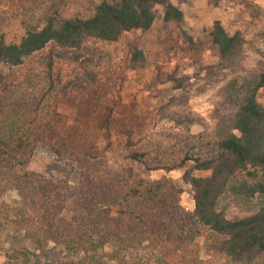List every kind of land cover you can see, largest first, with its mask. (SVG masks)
I'll return each instance as SVG.
<instances>
[{
	"label": "trees",
	"instance_id": "trees-1",
	"mask_svg": "<svg viewBox=\"0 0 264 264\" xmlns=\"http://www.w3.org/2000/svg\"><path fill=\"white\" fill-rule=\"evenodd\" d=\"M167 0H21L24 12L0 14V63L24 67L14 80L0 71V170L27 165L38 145L49 142L60 157L78 166V185L58 183L44 173L25 171L17 179L22 209L13 221L41 248L55 245L80 258L68 264H264V205L251 215L228 219L217 208L221 196L250 199L264 194V72L238 103L230 131L192 134L189 129L168 141L142 138L135 112L123 133L124 158L147 172L182 170L192 187L194 209L181 202L182 189L171 178L146 181L135 174L98 172L95 143L112 145L114 109L100 104L98 75L80 58L91 42L113 43L125 32L150 30L155 6ZM184 13L168 4L165 21ZM222 64H235L245 36L230 34L219 20L209 32ZM132 69L144 66L135 49ZM76 63V64H75ZM74 64L77 67H74ZM74 109L73 121L61 111ZM123 171V172H124ZM206 173V175H197ZM203 238L207 258L196 242ZM150 244L153 261H128V250ZM9 264H49L29 252L7 253Z\"/></svg>",
	"mask_w": 264,
	"mask_h": 264
},
{
	"label": "rangeland",
	"instance_id": "rangeland-1",
	"mask_svg": "<svg viewBox=\"0 0 264 264\" xmlns=\"http://www.w3.org/2000/svg\"><path fill=\"white\" fill-rule=\"evenodd\" d=\"M168 4L183 11L182 21L164 20ZM22 12L21 0H0L2 16ZM155 15L150 30L125 32L113 43L87 44L80 58L87 68L75 63L82 71L95 70L99 103L113 107L115 112L112 145L106 148L105 140L97 139L94 149L99 158H88L87 162L96 164L97 171L105 174L127 175L124 170L133 167L135 174L146 181L171 178L182 189V205L193 210L192 187L183 181L182 170L147 172L124 158V127L137 112L142 138L150 141L166 142L186 129L194 135L230 131L238 103L255 87L257 75L264 72V0H167L155 6ZM216 20L228 33L241 31L245 36L244 50L235 64H222L211 41L209 32ZM135 49L145 55L144 66L138 69H132L130 62ZM0 71L7 78L18 80L25 69L0 63ZM257 100L264 105L262 89L257 91ZM61 111L73 121L74 109L64 107ZM77 165L67 156L56 155L50 143L43 142L27 165L13 172L0 170V264H9L7 253L21 255V251L49 264H68L80 258L65 254L53 244L42 249L31 234L13 222L22 209L14 185L23 172H42L55 182L77 186ZM263 205L264 194L250 199L224 194L217 208L228 219H238ZM196 249L202 259L207 258L203 238L197 240ZM157 255L158 251L146 243L128 250L126 259L153 261Z\"/></svg>",
	"mask_w": 264,
	"mask_h": 264
}]
</instances>
